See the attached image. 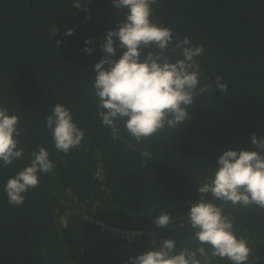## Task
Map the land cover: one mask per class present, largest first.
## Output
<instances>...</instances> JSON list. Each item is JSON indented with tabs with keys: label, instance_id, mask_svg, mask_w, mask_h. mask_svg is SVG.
<instances>
[{
	"label": "trees",
	"instance_id": "obj_1",
	"mask_svg": "<svg viewBox=\"0 0 264 264\" xmlns=\"http://www.w3.org/2000/svg\"><path fill=\"white\" fill-rule=\"evenodd\" d=\"M73 3L0 0V107L19 116L23 149L21 159L8 166L0 162V264H128L130 257L152 250L153 239L193 247L188 220L157 228L154 219L161 211L172 222L187 217L199 200L197 186L212 175L224 151H258L251 138L264 136V0L152 5L153 21L170 28L174 41L187 37L190 45L203 46L195 58L199 84L213 83V90L196 96L188 120L176 130L167 128L140 143L122 122L118 138H112L92 87L94 65L105 56L100 45L124 10L112 0H80L81 9ZM70 29L73 34L65 35ZM115 46L119 58L118 40ZM217 76L228 85L225 93L215 90ZM57 103L85 133L67 155L55 148L46 127ZM40 147L55 167L38 174L39 185L24 194L22 206H12L4 192L7 180L29 166ZM214 203L235 218L237 236L248 240L249 264H264V210ZM101 222L148 234L129 244L102 232Z\"/></svg>",
	"mask_w": 264,
	"mask_h": 264
},
{
	"label": "clouds",
	"instance_id": "obj_2",
	"mask_svg": "<svg viewBox=\"0 0 264 264\" xmlns=\"http://www.w3.org/2000/svg\"><path fill=\"white\" fill-rule=\"evenodd\" d=\"M158 2L112 0L113 7L125 14L116 30L108 31L100 45L105 56L94 65L92 87L102 125L111 129L113 139L120 132L118 122L123 123L129 137L137 143L167 128L176 130L188 120V110L196 96L213 90V83L199 84L202 73L195 58L203 54V46L190 45L187 37L174 41L170 28L154 22L152 5ZM73 7L81 9L80 0H74ZM52 32L57 36L59 30L54 26ZM72 34L71 29L65 33ZM116 40L122 51L119 58ZM60 43L56 39L57 46ZM83 51L91 54L92 49ZM169 52L180 58L173 60ZM222 79L217 76L214 86L225 93L228 85ZM18 125L19 116L9 115L6 108L0 107V162L4 166L23 157ZM46 127L51 130L55 148L65 155L79 147L85 135L71 111L59 103L46 117ZM251 143L258 151H224L212 175L197 186L199 200L191 204L187 213L193 247L181 243L177 248L176 240L153 239L152 250L130 257L128 264H213L216 259L249 264L253 249L247 239L237 236L235 218L225 215L223 207L214 201L264 210V136L257 139L253 134ZM141 155L148 158L150 154L143 151ZM32 156L30 165L10 177L5 185L4 192L12 206H22L24 194L39 185L38 174L51 173L55 167L44 147L33 151ZM208 194L210 199L206 200ZM171 223L170 215L163 211L154 219L157 228H167Z\"/></svg>",
	"mask_w": 264,
	"mask_h": 264
},
{
	"label": "built area",
	"instance_id": "obj_3",
	"mask_svg": "<svg viewBox=\"0 0 264 264\" xmlns=\"http://www.w3.org/2000/svg\"><path fill=\"white\" fill-rule=\"evenodd\" d=\"M100 230L111 235L114 239L126 241L129 244L135 242L137 239L140 240L144 234H148V232L133 229H125L109 225L105 222L100 223Z\"/></svg>",
	"mask_w": 264,
	"mask_h": 264
},
{
	"label": "water",
	"instance_id": "obj_4",
	"mask_svg": "<svg viewBox=\"0 0 264 264\" xmlns=\"http://www.w3.org/2000/svg\"><path fill=\"white\" fill-rule=\"evenodd\" d=\"M208 198H209V194L207 195V199ZM186 220H188V218L187 217H184V218H181V219H178V220L172 222L171 224H174V223H182V222H184Z\"/></svg>",
	"mask_w": 264,
	"mask_h": 264
}]
</instances>
